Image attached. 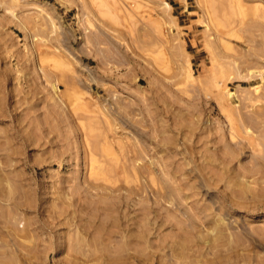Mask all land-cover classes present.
<instances>
[{
	"label": "rangeland",
	"instance_id": "obj_1",
	"mask_svg": "<svg viewBox=\"0 0 264 264\" xmlns=\"http://www.w3.org/2000/svg\"><path fill=\"white\" fill-rule=\"evenodd\" d=\"M204 1L0 0V264H264V0Z\"/></svg>",
	"mask_w": 264,
	"mask_h": 264
},
{
	"label": "bare ground",
	"instance_id": "obj_2",
	"mask_svg": "<svg viewBox=\"0 0 264 264\" xmlns=\"http://www.w3.org/2000/svg\"><path fill=\"white\" fill-rule=\"evenodd\" d=\"M215 1L219 2V4H220V3H222L223 1H226V3H227V2H229L230 0H205L204 2H207L208 4L211 5V4H214ZM231 1H232V0H231ZM237 2L239 3V2H241V1L238 0ZM237 2H236L235 4H237ZM215 3H216V2H215ZM216 4H218V3H216ZM216 4H215V5H216ZM219 4H218V5H219ZM241 4H242V3H241ZM241 4H240V5H241ZM221 5H224V4H221ZM165 6L168 7V8L170 7V5H169L168 3H165ZM205 6H206V5H205ZM208 6H209V5H208ZM231 6H232V5H231ZM241 6H243V5H241ZM220 7H222V6H220ZM227 7H229V6H227ZM227 7H225V8H227ZM233 7H234V6H233ZM212 8H214V7H212ZM217 8H218V7H217ZM222 8H223V7H222ZM239 8H240V7H239ZM242 8H244V7H242ZM242 8H240V9H242ZM206 9H207V8H206ZM232 9H233V8H232ZM240 9H239V10H240ZM230 10H231V7H230ZM237 11H238V10H237ZM237 11H236V12H237ZM210 12H212V11H210ZM220 12H221V11H220ZM252 12H253V11H252ZM227 13H228V11H227ZM232 13H233V11H232ZM238 13H240V12H238ZM246 13H247V12H244V16L249 15V14H246ZM254 13H255V12H254ZM256 13H257V12H256ZM241 16L243 17V13H242ZM241 16H240V17H241ZM230 19H231V18H230ZM243 20H244V19H243ZM239 21L241 22V20H239ZM229 93H230V92H229ZM230 94H231V93H230ZM247 129H248V128H247ZM247 129H246V130H247ZM245 132H246V131H245ZM247 132H248V131H247ZM263 136H264V135H263ZM263 136H262V137H263ZM247 139H248L249 142H250V140H251L250 137H248ZM248 140H247V141H248ZM257 140H258V139H257ZM253 141H254V140H253ZM260 141H261V140H260ZM249 142H248V143H249ZM251 143H252V142H250V144H251ZM253 143H254V142H253ZM255 143H256V142H255ZM257 145H259V144H257ZM252 146H254V145H252ZM193 194H194V193H193ZM187 196H189V195H187ZM194 196H195V194H194ZM196 204H197V203H196ZM220 207H221V206H220ZM191 209H192V208H191ZM193 209H194V207H193ZM193 209H192V210H193ZM204 209H208V208H205V207H204ZM219 209H220V208H219ZM204 211H205V210H204ZM206 212H207V211H206ZM198 213H199V212H198ZM199 215H200V214H199ZM197 217H198V216H197ZM201 217H202V216H201Z\"/></svg>",
	"mask_w": 264,
	"mask_h": 264
}]
</instances>
